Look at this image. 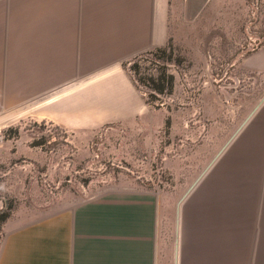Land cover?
Returning a JSON list of instances; mask_svg holds the SVG:
<instances>
[{"label": "rangeland", "instance_id": "374dc122", "mask_svg": "<svg viewBox=\"0 0 264 264\" xmlns=\"http://www.w3.org/2000/svg\"><path fill=\"white\" fill-rule=\"evenodd\" d=\"M167 43L165 57L123 63L135 92L126 122L70 131L42 120L43 110L5 115L0 249L11 229L112 192L144 205L156 264H175L177 243L179 264H190L188 246H245L236 150L264 104V71L253 68L264 53V0H211L194 22L174 19ZM158 68L174 76L173 92L149 100L137 81Z\"/></svg>", "mask_w": 264, "mask_h": 264}, {"label": "crops", "instance_id": "0c3cea01", "mask_svg": "<svg viewBox=\"0 0 264 264\" xmlns=\"http://www.w3.org/2000/svg\"><path fill=\"white\" fill-rule=\"evenodd\" d=\"M210 2L0 0V129L21 108L70 131L126 122L135 92L123 63L164 48L174 19L194 22ZM255 62L264 71V53ZM241 135L236 216L245 246H188L190 264H264V104ZM144 212L127 192L97 196L11 229L0 264H156Z\"/></svg>", "mask_w": 264, "mask_h": 264}, {"label": "trees", "instance_id": "16d2710c", "mask_svg": "<svg viewBox=\"0 0 264 264\" xmlns=\"http://www.w3.org/2000/svg\"><path fill=\"white\" fill-rule=\"evenodd\" d=\"M248 2L250 0H247ZM169 43L164 48L155 50L149 53L155 59L167 56L170 52ZM169 51V52H168ZM130 71H135V67L132 66ZM136 75H140L139 71ZM138 83L142 84L146 88V94L149 100L156 99V95H170L173 92L174 76L167 74L166 69H157L156 74H148L144 78H139ZM148 103V101H146ZM6 210H0V227L5 224L9 218L8 206L4 204Z\"/></svg>", "mask_w": 264, "mask_h": 264}, {"label": "bare ground", "instance_id": "6f19581e", "mask_svg": "<svg viewBox=\"0 0 264 264\" xmlns=\"http://www.w3.org/2000/svg\"><path fill=\"white\" fill-rule=\"evenodd\" d=\"M193 188V187H192Z\"/></svg>", "mask_w": 264, "mask_h": 264}]
</instances>
